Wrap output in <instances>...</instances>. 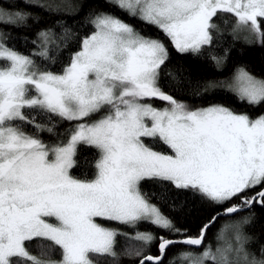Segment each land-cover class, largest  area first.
<instances>
[{"label":"snow or ice","instance_id":"obj_1","mask_svg":"<svg viewBox=\"0 0 264 264\" xmlns=\"http://www.w3.org/2000/svg\"><path fill=\"white\" fill-rule=\"evenodd\" d=\"M22 2L51 15L76 12L67 3ZM107 2L156 27L181 54L203 55L205 47L212 46L217 25L211 21L218 12L234 14L237 28L250 24L264 43L258 22L264 18V0ZM13 8L0 7V24L27 26L32 14ZM90 22L95 30L59 73L35 58L55 63L49 55L52 47H66L71 34L65 22L40 29L29 54L9 47V34L0 32V264H94L93 256L118 260L117 237L130 242L124 255L139 258V264H164L169 248L177 246L182 247L168 264H264V247L258 258L248 248L252 237L242 231L251 215L223 223L214 234V251L211 243L204 244L220 217L256 204L264 207V114L253 119L221 104L189 108L160 86L170 58L161 39L143 35L113 13L100 12ZM209 55L217 66L222 64V57ZM188 84L196 95L226 88L241 102L264 103V79L243 67L230 80ZM153 99L168 106L154 107L148 102ZM94 115L100 118L92 120ZM61 121L74 126L57 134L54 129ZM45 131L61 138L48 144L40 138ZM144 138H158L170 152L153 150ZM80 144L99 151L92 179L71 175ZM146 179L190 190L213 214L198 232L177 226L142 191ZM98 219L132 228L134 234L105 227ZM141 222L165 235L138 230ZM34 239L50 244L40 245L39 255H34L26 247ZM153 244L157 254L144 255ZM57 247L58 261L50 258ZM200 248L203 251L186 250Z\"/></svg>","mask_w":264,"mask_h":264},{"label":"trees","instance_id":"obj_2","mask_svg":"<svg viewBox=\"0 0 264 264\" xmlns=\"http://www.w3.org/2000/svg\"><path fill=\"white\" fill-rule=\"evenodd\" d=\"M41 4H70L76 10L75 15H51L41 7H28L22 0H0V7L8 9L9 5H14L15 9L28 11L33 18L27 20V26L10 27L0 24V32H5L8 35L6 41L9 47H15L18 51L29 54L35 47L31 40L35 38L36 33L46 27L55 26L57 20H61L64 26L70 29V35L67 37V46L63 45L60 48L52 47L49 55L55 60L44 61L36 57L38 64L53 72H62L65 65L70 63V58L73 53L79 51L81 41L87 35H90L95 29L91 24V19L100 12L113 13L127 23L133 25L145 36L161 39L168 47L170 58L166 65L162 68L160 86L168 94L172 95L178 101L185 103L189 108L194 109L198 106L210 104H221L237 113H247L251 118H255L264 114V103L253 106L246 101L241 102L235 92L228 91L226 88L212 91L202 95H196L194 87H190L188 81L193 84L197 81L205 82L209 80L224 81L230 80L236 70L240 67L245 68L253 76L264 79V43H261L256 37L252 40H247L240 36L236 27L237 19L232 13L218 12L212 19L211 23L217 25L216 29L212 30L214 37L212 46L205 47L203 55H193L191 53L181 54L176 51L171 41L164 34L152 25H148L139 19L130 17L127 12L121 11L107 2V0H38ZM261 30L264 31V18H258ZM57 34L61 29H56ZM214 54L223 58L222 64L217 66L216 62L210 58ZM169 72L173 75L169 76ZM175 77V78H174ZM155 107L168 106L167 102L153 99L148 101ZM100 115H103L101 113ZM99 115H94L92 120L99 119ZM43 122V118H40ZM67 121L59 122L54 132L57 134L65 133L66 129L73 127ZM33 132L32 127L26 129ZM40 138L48 144H55L61 137L48 132H41ZM66 140V136L64 137ZM145 143L155 151L169 153L168 147L163 144L158 138H144ZM99 158V151L90 145L80 144L77 147V152L74 157L75 165L70 170L71 175L80 179H92L95 175V163ZM142 191L149 194L151 202L157 204L162 212L172 218L177 226L187 227L192 229L193 233L199 231V226L210 219L213 211L208 203L201 201L198 195H194L190 190L175 188L171 183L163 185L154 180H144L141 183ZM260 188H256L258 191ZM253 193H248L252 195ZM236 203V201H233ZM252 216V221L248 225H242V231L245 235L252 237L248 244L251 252L257 253L259 258V249L264 247V207L256 204L250 210H244L236 213L231 217H220L216 223L208 230L207 237L204 241L205 246L209 243L213 244L214 234L221 225L231 219H241L246 216ZM105 227L118 228L129 234H134L132 228L120 225L116 222H107L104 220L97 221ZM140 231H152L157 235H165V233L156 229L153 225L141 222L138 225ZM130 242H126L123 237H117L116 251L119 255L118 260H114L108 256H93L94 264H137L139 258L129 257L124 255V249ZM50 242L42 239H34L26 245L28 250L39 255L40 245L47 246ZM177 248H169L168 255L164 259V264H168L169 258L178 250ZM200 249H186L199 252ZM149 253L157 254V245L153 244L150 249H145L144 255ZM52 260L61 259V251L57 247L50 253ZM14 264L20 262L14 260ZM177 264H186V262L177 261Z\"/></svg>","mask_w":264,"mask_h":264},{"label":"rangeland","instance_id":"obj_3","mask_svg":"<svg viewBox=\"0 0 264 264\" xmlns=\"http://www.w3.org/2000/svg\"><path fill=\"white\" fill-rule=\"evenodd\" d=\"M237 25V24H236ZM238 29V32H239V34H240V36L241 37H243V38H245V39H247V40H252V39H255L257 36L250 30L251 29V25L249 24V26H248V28H237ZM0 63H2V62H0ZM258 78V77H257ZM208 105H205V106H198V107H195L194 109H196V108H201V107H207ZM155 107V106H154ZM164 107H166V106H164ZM164 107H157V108H164ZM258 117V116H257ZM256 118V117H255ZM254 119V118H253ZM231 220H239V219H231ZM54 222V221H53ZM226 222V221H225ZM224 222V223H225ZM227 237L230 239L231 237H232V233L231 232H228L227 233ZM207 246V245H206ZM216 246H217V241L216 240H214V243L212 244V248H213V251L215 250V248H216ZM200 251H203V249L202 250H200ZM199 251V252H200ZM206 264H212V262L209 260V261H207L206 262Z\"/></svg>","mask_w":264,"mask_h":264},{"label":"water","instance_id":"obj_4","mask_svg":"<svg viewBox=\"0 0 264 264\" xmlns=\"http://www.w3.org/2000/svg\"><path fill=\"white\" fill-rule=\"evenodd\" d=\"M260 190H261V189H259L258 191H260ZM258 191H257V192H258ZM258 205H259V204H258ZM223 217H224V216H223ZM137 264H139V262H138Z\"/></svg>","mask_w":264,"mask_h":264},{"label":"bare ground","instance_id":"obj_5","mask_svg":"<svg viewBox=\"0 0 264 264\" xmlns=\"http://www.w3.org/2000/svg\"><path fill=\"white\" fill-rule=\"evenodd\" d=\"M223 217V216H222Z\"/></svg>","mask_w":264,"mask_h":264}]
</instances>
